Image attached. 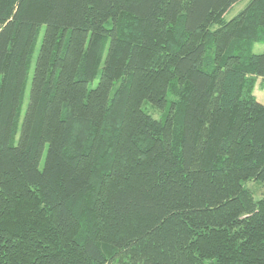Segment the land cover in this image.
<instances>
[{
  "label": "trees",
  "instance_id": "trees-1",
  "mask_svg": "<svg viewBox=\"0 0 264 264\" xmlns=\"http://www.w3.org/2000/svg\"><path fill=\"white\" fill-rule=\"evenodd\" d=\"M243 1L0 0V264H264Z\"/></svg>",
  "mask_w": 264,
  "mask_h": 264
},
{
  "label": "rangeland",
  "instance_id": "rangeland-1",
  "mask_svg": "<svg viewBox=\"0 0 264 264\" xmlns=\"http://www.w3.org/2000/svg\"><path fill=\"white\" fill-rule=\"evenodd\" d=\"M249 1L250 0H244L243 2L234 6V8L227 13L226 20L229 21L232 18H234L236 15H238L243 9H245V7L248 5ZM42 36H43V34H41V37L39 40V45L42 41ZM38 50H39V48H37V53H38ZM253 53L264 54V44H260V43L254 44L253 45ZM33 71H34V65H33V69H32L31 74H30L29 84H28V88H27V95L25 98L24 106H23V112L26 111L28 103H29V92H30V86H31V79H32ZM254 95L256 96L258 102L260 104L264 105V83H263L261 78L256 79V84H255V88H254ZM149 107H150V104H148V103L144 105L145 110H148ZM150 112L156 118H159L161 116L160 112H156L154 110L153 111L150 110ZM247 187L253 191L256 199H260V198L264 197V189L262 188V186L258 182L252 181V182L247 184Z\"/></svg>",
  "mask_w": 264,
  "mask_h": 264
}]
</instances>
